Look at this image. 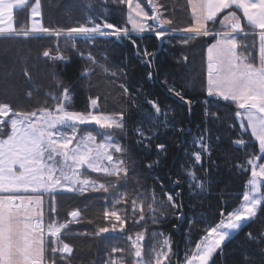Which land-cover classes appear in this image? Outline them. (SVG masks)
Returning a JSON list of instances; mask_svg holds the SVG:
<instances>
[{"label":"trees","instance_id":"1","mask_svg":"<svg viewBox=\"0 0 264 264\" xmlns=\"http://www.w3.org/2000/svg\"><path fill=\"white\" fill-rule=\"evenodd\" d=\"M156 1L164 6L161 9L164 16L173 20L167 29H181L192 23L188 0ZM138 2L148 9L147 0ZM40 6V21L50 29L87 24L89 18L95 23L106 21L130 29L127 5L120 4L119 0H107V3L104 0H40ZM221 18L222 15L218 17ZM14 21L18 30L29 28L28 6L15 11ZM209 27L221 30L219 24L210 23ZM245 27L247 30L246 24ZM254 39L249 36L247 42ZM182 40V35L177 34H167L161 40L150 31L131 34V40L115 37L97 38L94 42L77 40L76 49H72L66 46L63 37L46 34L39 38L0 37V103L23 111L51 105L53 101L47 93L59 95L61 89L56 83L59 80L70 90V110L87 112L91 99L98 97L99 112L124 113L125 129L115 136L127 149L123 157L131 179L127 183H116V187H110L106 193L57 192L54 201L52 196L45 195V225L51 220L57 223L71 220L69 213L73 210L81 212L79 222L70 224L61 236L63 242L73 248V253L67 261L61 260L57 253L56 264H107L109 256L112 259L123 256L125 264H133L128 255L127 236L134 237L139 232L145 233L146 256L149 246L163 239L159 236L162 233L170 238L172 245L169 264H183L206 229L222 219L221 213L226 216L241 205L251 176L247 159L261 155L259 143L249 130L242 131L235 104L207 94V48L214 38L202 37L188 44ZM57 46L66 60L50 58L57 55ZM46 50L50 57L43 56ZM145 50L153 55L145 56ZM248 51L250 58L258 63V40L256 47ZM89 53L95 57L97 65L87 59ZM101 65L109 71L104 72ZM85 68L92 69L91 75L82 76ZM113 72L116 75H111ZM28 92L32 93L31 97ZM175 92H180L184 99ZM147 101L159 105L161 113L157 114ZM81 129L96 134L95 125H82ZM3 131L7 134L10 126L6 125ZM140 132L144 133V138ZM201 138L207 151L198 150ZM238 139H243L245 144L234 143ZM160 144L164 145L163 149L157 147ZM197 152L201 156L199 162L194 157ZM263 159L261 156L260 161ZM188 172H194L203 182V189L192 186ZM83 174L98 183L115 182V178L88 170ZM152 191L164 202L159 208L161 215L153 223L145 207V220L136 224L134 221L139 214L131 215L130 201L138 192ZM120 192L128 194L129 203H114ZM168 194L180 207L172 208L167 204ZM148 202L146 200L145 204ZM53 204L56 213L49 211ZM113 209L122 210V216L127 213L123 232L119 224L116 231H112L114 218L104 216L105 210ZM102 227L110 231L97 234ZM153 233L158 235L153 237ZM249 233L254 239L249 238ZM45 239L49 244L54 240L47 233ZM113 248L125 251L113 253ZM47 255L50 257L51 253ZM213 264H264V204L253 220L225 241L222 253L213 257Z\"/></svg>","mask_w":264,"mask_h":264},{"label":"snow or ice","instance_id":"2","mask_svg":"<svg viewBox=\"0 0 264 264\" xmlns=\"http://www.w3.org/2000/svg\"><path fill=\"white\" fill-rule=\"evenodd\" d=\"M107 3V0H104ZM127 5L128 27H118L115 24L95 23L91 18L87 24L69 27L67 29H50L44 27L35 18L41 15L40 0H35L31 7V27L17 29L14 22V10L28 6L29 0H0V37L11 39L18 36H35L41 34L63 37L66 46L76 49V41L94 42L97 38L116 37L131 40V33L154 32L158 39L166 34L179 32L182 43L188 44L198 38L212 36L214 42L207 48V94L236 105L235 115L240 119L242 131L250 130L252 137L259 143L261 155H253L247 159L251 176L247 181V191L243 193L240 207L230 211L218 224L206 229V235L195 245V249L185 256V264H213V257L222 253L225 241L231 235L241 230L257 216L261 205L264 204V163H257L264 156V0H188L191 7L192 23L181 29H167L173 20L166 18L161 11L164 7L156 0H147L152 14L149 15L138 0H119ZM90 7V6H89ZM242 13L246 21L242 23ZM218 19V17H221ZM148 21H152L149 24ZM219 24L221 30L209 27V24ZM91 25V26H89ZM254 37L253 42H247V37ZM258 40V63L250 58L249 49L256 47ZM135 44V41H132ZM248 53V54H246ZM84 56V53H79ZM145 56L152 53L144 51ZM44 57H50L49 51L43 52ZM52 60H66L67 57L59 52L50 57ZM87 59L97 65L95 57L89 53ZM187 60V57L183 58ZM150 63V61H148ZM102 70L108 72L104 66ZM92 69L85 68L82 76L91 75ZM116 75V73H111ZM151 78V73H149ZM57 87L61 89L59 95L51 92L47 96L53 103L41 106L36 110H16L8 103H0V264H56L57 253L60 259L67 261L73 253V248L64 243L62 233L70 224L78 223L81 218L79 209L69 213L71 220L57 223L51 220L45 225L44 195L48 194L55 200V193L66 191L81 193L86 191L108 192L115 188L116 183H127L129 167L123 157L127 149L122 147L116 139L117 132L125 129L124 113L105 114L98 111V97L91 99V107L96 111L77 112L70 110L71 95L69 88L57 80ZM127 89L124 92L127 93ZM27 95L31 97L32 93ZM175 95L182 100L180 92ZM159 114L161 109L154 101H147ZM187 103H191L188 101ZM47 105V101H45ZM208 114L207 112L205 113ZM93 124L96 134L82 130V125ZM10 126L5 134L3 129ZM247 125V127L245 126ZM139 135L144 138V133ZM97 136L101 137L100 142ZM234 143L244 145L243 139ZM163 149L164 145H157ZM200 147L207 151V145L201 138ZM121 154L117 156L116 154ZM210 154V153H209ZM195 160L200 161V153L194 154ZM151 167V165H149ZM82 170H91L108 178H115V182L98 183L95 180L83 178ZM243 170V168H242ZM192 186L203 189L194 172H188ZM179 183V181H176ZM126 192L116 194L115 204L129 203ZM149 202L145 204V201ZM166 202L172 208H178L173 196L166 195ZM131 215L139 218L134 222L139 224L145 220V207L153 223L161 215L159 208L164 202L156 198L154 191L150 193L138 192L130 201ZM49 211L56 213L53 204ZM122 210H105L106 219L114 218L111 230L123 232L126 225V215ZM108 227L98 229L99 233H108ZM54 238L52 244L45 239V234ZM153 237L158 234L153 233ZM149 246L145 255V233L139 232L135 236H127L129 242L128 255L133 264H165L170 261L172 245L169 237ZM249 238L254 239L249 233ZM113 253H123L124 249L113 248ZM51 253L49 257L47 254ZM125 257L112 259L109 256L107 264H125Z\"/></svg>","mask_w":264,"mask_h":264},{"label":"rangeland","instance_id":"3","mask_svg":"<svg viewBox=\"0 0 264 264\" xmlns=\"http://www.w3.org/2000/svg\"><path fill=\"white\" fill-rule=\"evenodd\" d=\"M157 2V1H156ZM158 3V2H157ZM148 4V3H147ZM35 5V1L34 0H29V4H28V9H29V28L31 27V23H32V18H31V7H33ZM145 9V11H148V13H149V15H151L152 14V12L150 11L151 10V7H150V5L148 4V9L147 8H144ZM15 11L16 10H14V17H15ZM150 11V12H149ZM162 11V10H161ZM40 12H41V6H40ZM36 20H38V21H40V16H37L36 18H35ZM15 22V21H14ZM41 22V21H40ZM148 23L149 24H152L153 22L152 21H148ZM131 29V28H130ZM219 31V30H218ZM146 32H150V31H146ZM146 32H144V33H146ZM154 33V32H153ZM131 34H143V33H136V32H133V33H131ZM169 34H173V33H171L170 31H169V33H168V35ZM174 34H177V35H181L179 32H176V33H174ZM167 35V34H166ZM114 37V36H113ZM116 38V37H115ZM206 90H207V87H206ZM89 111H96V110H94V109H92V107H91V103H90V110ZM239 119V118H238ZM239 122H240V119H239ZM89 125V124H88ZM91 125H93V124H91ZM246 127H247V125H245ZM250 131V130H249ZM255 139V138H254ZM100 140L101 139H99L98 137H97V141L98 142H100ZM200 142H201V139L199 140V142H198V150H199V152H203L204 150H202L201 149V147H200ZM203 142H204V140H203ZM257 163H264V159H263V161H257ZM88 171H91V170H88ZM83 172H84V170H82V176H83V178H87V179H90L88 176H86V175H84L83 174ZM91 180V179H90ZM246 191H247V189H246ZM59 192H66V191H59ZM242 204V203H241ZM240 207V206H239ZM236 233V232H235ZM235 233H233L232 235H231V237L235 234ZM206 235V234H205ZM204 235V236H205ZM203 236V237H204ZM202 237V238H203ZM201 238V239H202ZM200 239V240H201ZM199 240V241H200ZM198 241V242H199ZM195 249V247L194 248H192L191 249V251H190V253L193 251ZM189 253V254H190ZM188 254V255H189ZM169 262L170 261H168V262H165V264H169ZM183 264H185V262L183 263Z\"/></svg>","mask_w":264,"mask_h":264},{"label":"crops","instance_id":"4","mask_svg":"<svg viewBox=\"0 0 264 264\" xmlns=\"http://www.w3.org/2000/svg\"><path fill=\"white\" fill-rule=\"evenodd\" d=\"M188 5H189V4H188ZM189 9H190V12H191V7H190V5H189ZM237 14L241 16L242 23L246 24V21L244 20V18H243V16H242V13L239 12V11L237 10ZM221 15L223 16V14H221ZM129 25H130V24H129ZM130 28H131V25H130ZM45 195H46V194H45ZM45 195H44V205H45Z\"/></svg>","mask_w":264,"mask_h":264}]
</instances>
